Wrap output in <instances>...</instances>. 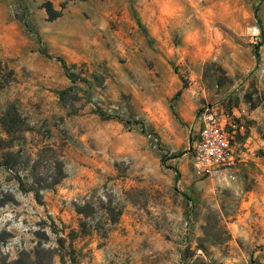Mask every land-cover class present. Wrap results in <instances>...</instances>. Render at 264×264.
<instances>
[{"label": "rangeland", "instance_id": "374dc122", "mask_svg": "<svg viewBox=\"0 0 264 264\" xmlns=\"http://www.w3.org/2000/svg\"><path fill=\"white\" fill-rule=\"evenodd\" d=\"M177 91L264 128V0H0V264H264L252 172L194 176Z\"/></svg>", "mask_w": 264, "mask_h": 264}, {"label": "built area", "instance_id": "2783aa9c", "mask_svg": "<svg viewBox=\"0 0 264 264\" xmlns=\"http://www.w3.org/2000/svg\"><path fill=\"white\" fill-rule=\"evenodd\" d=\"M245 115L244 109L219 113L206 107L199 112V129L191 135L188 148L190 168L195 177H224L226 171L241 162L237 137L245 131Z\"/></svg>", "mask_w": 264, "mask_h": 264}, {"label": "crops", "instance_id": "0c3cea01", "mask_svg": "<svg viewBox=\"0 0 264 264\" xmlns=\"http://www.w3.org/2000/svg\"><path fill=\"white\" fill-rule=\"evenodd\" d=\"M197 106L192 103L182 93L177 102V114L179 118L186 122L189 131L195 134L199 129V122L196 121ZM245 131L237 137V146L241 150V162L233 169L225 172L224 179L237 178L243 171L249 170L254 178V186L247 193V200L244 205L249 213L258 212L264 217V128L262 119L257 112L244 117ZM185 155H189L186 153Z\"/></svg>", "mask_w": 264, "mask_h": 264}, {"label": "trees", "instance_id": "16d2710c", "mask_svg": "<svg viewBox=\"0 0 264 264\" xmlns=\"http://www.w3.org/2000/svg\"><path fill=\"white\" fill-rule=\"evenodd\" d=\"M44 8H45V10H46V12L48 14V19L49 20H54L57 17H59V13L53 9L51 3H49V2L45 3ZM56 60L61 64V67L64 70V72H65L66 76L68 77V79L72 83H74V81L72 79V75L69 73L68 67H67L66 63L62 59H60V58H57ZM179 95H180V91H177L176 94H175V96H179ZM100 114L104 117V114L103 113H100ZM175 172H176V177L179 176V173L177 171H175ZM59 241L62 242V239L59 238ZM71 262L72 263H75L73 261V259H71ZM15 263H18V261H16ZM33 264H35V263H33Z\"/></svg>", "mask_w": 264, "mask_h": 264}]
</instances>
